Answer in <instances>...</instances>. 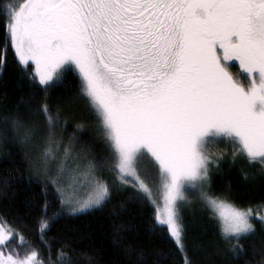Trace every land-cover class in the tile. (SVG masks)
<instances>
[{
    "label": "snow or ice",
    "instance_id": "obj_1",
    "mask_svg": "<svg viewBox=\"0 0 264 264\" xmlns=\"http://www.w3.org/2000/svg\"><path fill=\"white\" fill-rule=\"evenodd\" d=\"M0 30V74L9 47L30 88L46 92L71 67L97 119L102 148L94 154L89 142L76 151L83 124L65 142L67 121L46 103L33 106L34 96L0 115V139L10 127L36 151L31 163L46 179L28 181L43 183L45 196L52 187L60 208L53 221L101 208L114 188L104 170L156 209L149 231L171 240L183 264H191L181 212L192 208L188 191L218 222L221 238L237 240L233 253L244 251L242 235L255 232L253 218L264 228V202L240 207L210 194L223 153L209 151L223 142L232 163L264 168V0H0ZM48 207L46 200L36 221L46 257L0 216V264H74L64 246L53 259Z\"/></svg>",
    "mask_w": 264,
    "mask_h": 264
},
{
    "label": "trees",
    "instance_id": "obj_2",
    "mask_svg": "<svg viewBox=\"0 0 264 264\" xmlns=\"http://www.w3.org/2000/svg\"><path fill=\"white\" fill-rule=\"evenodd\" d=\"M5 40L0 30V46ZM31 71L30 66L28 72ZM232 71L235 73L237 66ZM30 96L35 97L31 101L33 106L46 103L53 112H59L61 120L67 121V128L62 133L65 142L77 125H84L85 131L79 135L80 142L76 145L77 152L83 142H89L94 154L99 153L102 145L96 142L98 133L93 130L97 119L79 93L76 72L71 69L63 71L61 78L46 92L30 88L27 77L21 79L19 66L9 47L7 66L0 74V115L14 114V106L21 98ZM23 109L24 105H21V111ZM24 119L27 122L26 116ZM36 122L42 123V118ZM209 151L214 156L223 153V158L218 161L219 167L213 168L210 194L226 198L240 207L264 202V175H261L264 168L259 164L250 166L240 158L232 163L231 145L223 142L213 145ZM35 156L36 151L22 147L9 127L7 139H0V216L23 233L41 256L47 254L37 236L36 221L42 217V206L47 200L51 226L45 239L52 244L53 259L56 249L64 246L74 264H183L171 240L149 231L156 209L138 200L131 187L120 185L114 172H100L110 185H114L110 199L101 208L75 216L63 213L53 221V214L60 208L52 187L49 186L45 196L41 191L43 183L28 181L29 176L41 182L46 179L31 163ZM245 172L249 175L247 182L242 179ZM190 200L191 210L183 207L181 212L187 224L185 243L191 264H264V228L259 221L253 218L255 232L240 237L238 243L243 245L244 251L241 253L237 248L233 253L231 249L237 240L221 238L218 222L201 206L199 198ZM194 243L200 247L194 248ZM157 253L168 255L165 259Z\"/></svg>",
    "mask_w": 264,
    "mask_h": 264
},
{
    "label": "rangeland",
    "instance_id": "obj_3",
    "mask_svg": "<svg viewBox=\"0 0 264 264\" xmlns=\"http://www.w3.org/2000/svg\"><path fill=\"white\" fill-rule=\"evenodd\" d=\"M237 67H238V66H237ZM68 69L74 70L73 68L70 67V68H66V69H64V71H65V70H68ZM74 71H75V70H74ZM41 174H42V173H41ZM47 179H51V177H48ZM186 195L188 196L189 200L192 199V198H196V197L199 198V195H198V194L193 193V192H191V191L186 192ZM199 200H200V198H199ZM160 207H161V208L163 207L162 197H160ZM229 239H230V238H229ZM5 254H8V253L5 252ZM21 254H23V252H21Z\"/></svg>",
    "mask_w": 264,
    "mask_h": 264
}]
</instances>
